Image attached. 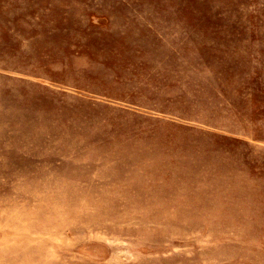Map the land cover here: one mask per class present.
Wrapping results in <instances>:
<instances>
[{
  "label": "rangeland",
  "instance_id": "obj_1",
  "mask_svg": "<svg viewBox=\"0 0 264 264\" xmlns=\"http://www.w3.org/2000/svg\"><path fill=\"white\" fill-rule=\"evenodd\" d=\"M0 264H264V0H0Z\"/></svg>",
  "mask_w": 264,
  "mask_h": 264
}]
</instances>
